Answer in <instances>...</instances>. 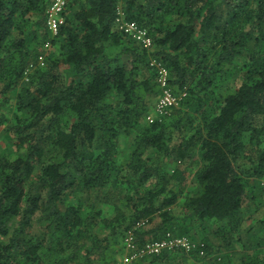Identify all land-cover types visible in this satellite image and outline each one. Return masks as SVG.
I'll use <instances>...</instances> for the list:
<instances>
[{"label":"trees","instance_id":"obj_1","mask_svg":"<svg viewBox=\"0 0 264 264\" xmlns=\"http://www.w3.org/2000/svg\"><path fill=\"white\" fill-rule=\"evenodd\" d=\"M52 2L0 0V127L14 154L0 155V264H112L129 232L139 247L198 235L206 250L129 264H264V0H125L151 52L115 30L117 0H74L55 36ZM152 58L184 96L143 124Z\"/></svg>","mask_w":264,"mask_h":264},{"label":"built area","instance_id":"obj_2","mask_svg":"<svg viewBox=\"0 0 264 264\" xmlns=\"http://www.w3.org/2000/svg\"><path fill=\"white\" fill-rule=\"evenodd\" d=\"M73 1L74 0H53L51 5L47 8L45 14L46 27L52 36H55L64 24V13ZM124 1L125 0H117L115 26H117L118 30L126 35V37L139 43L142 49L151 52L153 48L152 38L146 29L136 22L127 20L123 10ZM49 46H51V44L48 42L44 47ZM40 60L42 61L43 57H41ZM150 64L157 73V80L161 93L160 99L156 105L155 114L147 117L148 123L152 124L167 116L173 108H177L184 94L179 96L174 94L170 84L169 71L161 62L152 58L150 59ZM143 224L144 223H138L136 227H140ZM125 242L126 248L130 253L125 264H129L143 256L159 255L162 252H171L175 250L182 251L186 254H197L199 257H205L206 255L204 244L195 242L189 237L174 236L171 233H168L162 240L150 241L139 247L134 242L133 233L129 232L125 238Z\"/></svg>","mask_w":264,"mask_h":264},{"label":"rangeland","instance_id":"obj_3","mask_svg":"<svg viewBox=\"0 0 264 264\" xmlns=\"http://www.w3.org/2000/svg\"><path fill=\"white\" fill-rule=\"evenodd\" d=\"M67 10V9H66ZM115 30H118L117 26L114 27ZM119 31V30H118ZM110 53L111 54H116L117 53V49L115 47H111L109 49ZM44 56H48L50 55L51 53H54V48L53 46H49V47H44ZM43 56V57H44ZM44 62V59L42 61V63ZM151 65V64H150ZM152 67V66H151ZM155 71V70H153ZM156 73V71H155ZM143 73L141 75H139L138 79L139 81L143 80ZM233 79H229L227 82H232ZM226 82V83H227ZM225 83V84H226ZM173 91H174V94L177 95V92L176 90L173 88ZM181 94V93H180ZM180 94H178L177 96H179ZM160 90H159V83H158V80H157V73H156V78H155V87L153 88V91L152 92H147L145 94V101H146V104H147V112H146V118H144L143 120V124H146L148 122L147 120V117L150 116V115H154L155 114V110H156V105L160 99ZM11 103V102H9ZM12 104V103H11ZM10 105H7V115L6 117L7 118H11L12 117V113L10 111ZM1 111V110H0ZM2 112H0L1 114ZM4 127L5 125H1L0 127V155H8L10 157H14V154L11 153V140H10V137L9 135L5 134L4 133ZM135 133H133L132 135H125V134H122L121 135V138H120V144H119V148L122 152V156L125 157L128 155V152L130 151L131 147H132V139H133V136L134 134H136L138 132V130H135L134 131ZM189 187V189H187ZM193 187V178L192 177H188V182H187V191L185 192V194H187L189 192V190H191ZM259 193V195H257L258 197L261 195V192L259 191H256ZM186 196L185 197H182L181 201H180V204L177 206V208H175L173 211V213L175 215H178L180 216L182 214V203L185 202L186 200ZM256 208V207H255ZM263 219L264 218V209H261L259 213L255 214V217L254 219ZM200 237L201 236H198V235H195V238L196 239H192L193 241L195 242H201L200 240ZM264 249V248H263ZM241 248L240 246L236 245L235 248H232V251L230 252L229 256L231 261L233 260L234 262H238L240 261V256H241ZM225 251H219V252H216V254H213L211 256H209V258H211L212 260L215 258V257H221L222 260L224 259L223 256H225ZM129 251L128 249L126 248V242H125V237L119 241H117V243L114 245V247H112L109 251V259L108 261H111L112 264H125V261L128 260V257H129ZM206 257V256H205ZM225 260L226 257H225ZM179 261H177L178 263ZM198 264H200L199 262H197ZM144 264H148V262L146 261ZM180 264H196L193 260L192 257L185 259L183 261V263H180Z\"/></svg>","mask_w":264,"mask_h":264}]
</instances>
